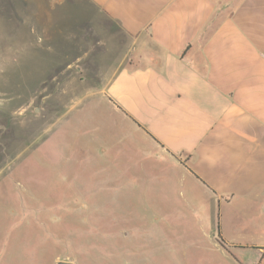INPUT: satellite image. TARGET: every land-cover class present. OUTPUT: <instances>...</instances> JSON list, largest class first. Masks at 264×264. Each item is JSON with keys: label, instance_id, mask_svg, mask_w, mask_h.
Here are the masks:
<instances>
[{"label": "crops", "instance_id": "crops-1", "mask_svg": "<svg viewBox=\"0 0 264 264\" xmlns=\"http://www.w3.org/2000/svg\"><path fill=\"white\" fill-rule=\"evenodd\" d=\"M50 5L52 32L37 27L43 57L57 60L46 70L74 69L63 77V84L74 87L71 96L98 93L91 107L103 105L114 116L116 134L103 155L117 158L118 198L125 202L132 190L136 203L166 222L219 213L220 235L231 245L226 218L243 213L251 224L238 229L256 230L263 244L253 247L264 250V0H62ZM40 141L33 140L27 150L34 151ZM133 170L142 175L125 181ZM59 189L71 192L62 191L61 202H54L74 204L68 213L84 211L88 222L95 209L85 194L76 193L74 184ZM154 189L163 198V214L148 199ZM259 216L263 222H252ZM168 224V232L150 231L144 246L133 243L136 235L128 240L129 231L117 236L100 231L105 245L93 248L102 252L84 264H108L112 258L117 264H139L142 253L145 260L174 264L175 253L189 246L171 244V234L185 232ZM149 250L153 253L147 255ZM46 251L22 247L19 256L12 253L0 264H18V258L21 264H45ZM61 261L81 264L68 254L53 256L50 264Z\"/></svg>", "mask_w": 264, "mask_h": 264}, {"label": "rangeland", "instance_id": "rangeland-1", "mask_svg": "<svg viewBox=\"0 0 264 264\" xmlns=\"http://www.w3.org/2000/svg\"><path fill=\"white\" fill-rule=\"evenodd\" d=\"M61 1L0 0V262H7L12 253L19 256L22 247L32 250L42 246L47 249L45 264H50L58 254L77 256L84 264L88 256L96 257L102 252L93 248L105 245L100 231L114 236L129 231L132 234L128 240L136 235L139 239L133 243L144 246L150 231L168 232L170 222L174 231L185 232L171 234V244L189 246L187 252L175 253L174 264H264V250L253 247L263 244V239H256V230L238 229L251 224L243 213L226 218L231 245L221 237L219 213L211 218L202 213L192 221L181 215L174 222H166L163 216L156 217L136 203L132 190L125 202L118 198L117 158L115 154L103 155L106 143L116 134L114 116L103 105L91 107L89 103L97 99L98 93L83 91L71 96L74 87L63 84V77L74 69L63 65L48 73V62L57 60L53 56L44 58L37 44L38 25L43 26L45 34L52 32L50 4L58 5ZM38 139L40 144L29 152V145ZM126 175L125 181L142 174ZM61 184H74L76 193L85 194L91 202L95 212L88 222L83 221L84 211L68 213V208L76 207L74 204L54 202H61L62 191L71 192L59 189ZM160 194L154 189L148 199L163 214ZM175 208L180 210V206ZM88 214L90 217L91 213ZM77 217L82 220L71 219ZM252 222L263 219L255 217ZM86 228L92 231L87 238L82 236ZM35 230L39 234H33ZM218 230L222 242L217 237ZM149 252L152 251L146 254L150 255ZM143 254L139 264H164L159 258L145 260ZM16 262L21 264V259ZM108 264H117V260L112 258Z\"/></svg>", "mask_w": 264, "mask_h": 264}, {"label": "water", "instance_id": "water-1", "mask_svg": "<svg viewBox=\"0 0 264 264\" xmlns=\"http://www.w3.org/2000/svg\"><path fill=\"white\" fill-rule=\"evenodd\" d=\"M56 264H73V263H71V262H58V263H56Z\"/></svg>", "mask_w": 264, "mask_h": 264}, {"label": "trees", "instance_id": "trees-1", "mask_svg": "<svg viewBox=\"0 0 264 264\" xmlns=\"http://www.w3.org/2000/svg\"><path fill=\"white\" fill-rule=\"evenodd\" d=\"M218 235H217V237H218V239L222 242V239L220 238V236H219V230H218Z\"/></svg>", "mask_w": 264, "mask_h": 264}]
</instances>
